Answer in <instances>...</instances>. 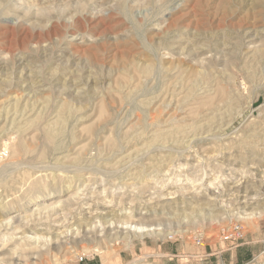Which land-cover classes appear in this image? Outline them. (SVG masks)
I'll list each match as a JSON object with an SVG mask.
<instances>
[{"label":"rangeland","instance_id":"374dc122","mask_svg":"<svg viewBox=\"0 0 264 264\" xmlns=\"http://www.w3.org/2000/svg\"><path fill=\"white\" fill-rule=\"evenodd\" d=\"M0 155V264H264V0H0Z\"/></svg>","mask_w":264,"mask_h":264},{"label":"built area","instance_id":"2783aa9c","mask_svg":"<svg viewBox=\"0 0 264 264\" xmlns=\"http://www.w3.org/2000/svg\"><path fill=\"white\" fill-rule=\"evenodd\" d=\"M244 231L243 226L241 223L235 221L231 224V226L223 231L222 237L224 241L231 242V241H240L243 239ZM83 256L80 258L83 260Z\"/></svg>","mask_w":264,"mask_h":264},{"label":"bare ground","instance_id":"6f19581e","mask_svg":"<svg viewBox=\"0 0 264 264\" xmlns=\"http://www.w3.org/2000/svg\"><path fill=\"white\" fill-rule=\"evenodd\" d=\"M74 35V34H73ZM15 129V128H14ZM14 131V130H13ZM14 137V136H13ZM12 138V137H11ZM41 143H42V141H41ZM23 144L21 143V144H19L18 146H17V151H21L22 149H23V146H22ZM16 151V150H15ZM40 152V151H39ZM16 154V153H15ZM1 156V155H0ZM13 157V156H12ZM14 161L15 160H11L10 162H8L7 163V165H11V164H13L14 163ZM178 170V169H177ZM186 174V173H185ZM187 176H189V175H187ZM186 176V177H187ZM186 177H185V179H186ZM190 177V176H189ZM196 177V176H195ZM173 178V177H172ZM177 179L178 178H176V180L175 181H177ZM181 179V178H180ZM188 179V178H187ZM186 179V180H187ZM190 179V178H189ZM172 180H174V178L172 179ZM200 181V180H199ZM218 181V180H217ZM101 182V181H100ZM181 182H183V181H181ZM168 183V182H167ZM185 184V183H184ZM190 184V183H189ZM202 185V184H201ZM191 186V185H190ZM215 186V185H214ZM160 187V186H159ZM264 187V186H263ZM119 188V187H118ZM89 189V188H88ZM103 189V188H102ZM156 189V188H155ZM162 189V188H161ZM100 190V189H99ZM168 190V189H167ZM184 190V189H183ZM98 191V190H97ZM177 191V190H176ZM185 191V190H184ZM83 192H85V191H83ZM178 192V191H177ZM100 193V192H99ZM181 193V192H180ZM196 193H197V191H196ZM86 194V193H85ZM90 194V193H89ZM166 194V193H165ZM191 194V193H190ZM190 194H188V195H190ZM86 197V196H85ZM100 202V201H99ZM193 203V202H192ZM209 204V203H208ZM175 206V205H174ZM66 214V213H65ZM197 214H198V212H197ZM200 214V213H199ZM67 215V214H66ZM250 215V214H249ZM251 216V215H250ZM197 217V216H196ZM132 225V224H131ZM132 227V226H131ZM130 227V228H131ZM3 228H5V227H3ZM6 228L8 229V227L6 226ZM132 229L133 230H135L136 232H149V231H151V230H155V229H157V228H155V227H149V226H140V225H135L134 227H132ZM3 231H4V229H2ZM11 230V229H10ZM7 231V230H6ZM9 231V230H8ZM5 233V232H4ZM8 233V232H7ZM8 234H11V233H8ZM3 235V234H2ZM12 235V234H11ZM1 236V235H0ZM5 236V235H4ZM3 236V237H4ZM2 237V236H1ZM5 239V238H4ZM1 240H2V238H1Z\"/></svg>","mask_w":264,"mask_h":264}]
</instances>
